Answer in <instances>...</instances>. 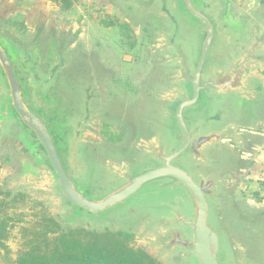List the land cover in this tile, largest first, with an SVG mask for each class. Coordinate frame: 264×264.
<instances>
[{
	"label": "rangeland",
	"instance_id": "374dc122",
	"mask_svg": "<svg viewBox=\"0 0 264 264\" xmlns=\"http://www.w3.org/2000/svg\"><path fill=\"white\" fill-rule=\"evenodd\" d=\"M214 2V15L225 30L234 24L239 27L242 18L248 21L259 12L255 8L244 11L239 0ZM176 3L177 0H105V4H96L91 0H74L73 6L63 11L59 3L50 0H0V43L7 49L22 95L31 107L36 83L41 79L47 82L42 94L45 102L52 105L47 115L48 128L67 168L70 141L77 122L86 117L83 104L88 102L90 113L81 126L79 146L86 174L78 180V186L89 196L106 193L121 184L122 181L112 179L110 166L130 163L135 172L142 167V163L135 161L155 135L154 119L160 118L157 109L167 111L169 103L165 96L177 87L172 80L175 71L168 44L173 24L165 14L166 10H173L175 17L185 24L187 19L176 11ZM34 7L36 13L31 12ZM194 28L197 33L199 28L192 22L189 34ZM187 33L185 30L183 37ZM231 39L223 36L218 45L228 46ZM1 81L4 78L0 71V86ZM259 84L252 86L255 97L245 99V118L239 117V123L252 124L254 120L253 123L259 121L264 125V85ZM2 101L9 104L6 95L0 96ZM233 105L236 107L235 101ZM206 107L202 99L192 112L201 115ZM15 138L0 140V197L24 194V202L13 209L25 213V222L32 220L33 212L40 209L30 207L29 201H38L61 230L82 227L97 232H129L133 234L134 246L154 258L152 240L159 230L150 220L164 213L157 207L159 203L188 198L183 189L154 192L167 181L151 182L128 201L99 216L83 211L73 215L67 211L68 203L48 191L19 190L25 180L43 182L53 172L40 146L32 142L37 160L43 165H39L33 177L23 178ZM250 138L237 151L213 153L221 166L230 168L222 194L229 225L246 255L258 249L259 234L264 231V136ZM25 149L20 143L18 152ZM241 152L246 155L242 157ZM211 217L212 214L209 220L213 222ZM21 242L16 225L6 241L8 251L0 252V264L16 257ZM155 260L165 264L163 259ZM219 260L223 264L226 255L221 252Z\"/></svg>",
	"mask_w": 264,
	"mask_h": 264
},
{
	"label": "water",
	"instance_id": "95a60500",
	"mask_svg": "<svg viewBox=\"0 0 264 264\" xmlns=\"http://www.w3.org/2000/svg\"><path fill=\"white\" fill-rule=\"evenodd\" d=\"M175 5L176 11L187 19L183 24L173 10V14L165 12L173 24L168 44L174 62L172 80L177 87L165 96L169 103L167 111L157 109L160 118L154 119L155 135L135 161L142 163L137 173L130 163L110 166L112 179L122 181L121 184L97 196L85 194L78 186V180L86 174L79 146L81 126L90 113L88 102L83 104L86 117L77 122L70 141L67 168L48 128L47 115L52 105L45 102L42 94L47 82L41 79L36 83L31 107L22 95L13 63L1 43L0 71L4 82L1 81L0 96L6 95L9 104L0 102V137L9 135L16 122L27 129L30 141L40 146L53 176L48 175L47 180L39 183L25 180L19 190L48 191L68 203L67 211L73 215L83 211L99 216L128 201L151 182L167 181L154 192L183 189L188 198L159 203L157 207L165 214L150 220L159 230L152 240L154 258L163 259L165 264H221V252L226 255L223 264H264V231L259 234L258 249L246 255L229 225L222 192L230 168L221 166L213 155L218 150L237 151L250 137L264 136V125L259 121H237L239 117L245 118V99L255 97L254 83L264 85V20L262 26L234 25L225 30L214 15V0H177ZM192 22L199 29L196 33L194 28L189 34ZM185 30L188 33L183 37ZM223 36L232 38L228 46L218 45ZM202 99L207 107L198 115L192 110ZM146 160L150 162L144 166ZM211 214L213 222L209 220Z\"/></svg>",
	"mask_w": 264,
	"mask_h": 264
},
{
	"label": "trees",
	"instance_id": "16d2710c",
	"mask_svg": "<svg viewBox=\"0 0 264 264\" xmlns=\"http://www.w3.org/2000/svg\"><path fill=\"white\" fill-rule=\"evenodd\" d=\"M50 1L59 3L63 10L73 3L72 0ZM25 198L22 193L8 199L0 197V252L8 251L6 241L16 225L22 240L16 257L5 264H159L146 251L134 246L132 233L97 232L82 227L61 230L38 201H29L30 207L40 206V209L33 212L32 220L25 222V213L13 209Z\"/></svg>",
	"mask_w": 264,
	"mask_h": 264
},
{
	"label": "crops",
	"instance_id": "0c3cea01",
	"mask_svg": "<svg viewBox=\"0 0 264 264\" xmlns=\"http://www.w3.org/2000/svg\"><path fill=\"white\" fill-rule=\"evenodd\" d=\"M39 1V0H38ZM43 1V0H42ZM44 1H49V0H44ZM72 6L74 4V0H72ZM93 1V3L96 4H105V0H91ZM239 3L242 7V9H259V12H256L255 15H253L248 21H244V18L241 19V21L239 22V27H245V24H255L256 26H262L263 20H264V0H239ZM71 8V7H70ZM69 8V9H70ZM68 10V9H67ZM67 10H63V11H67ZM245 11V10H244ZM31 12H37L36 7L33 8V10ZM237 21V20H236ZM236 25V24H234ZM83 35V33L81 34V36ZM5 49L6 47L3 46ZM7 51V49H6ZM8 53V52H7ZM20 124V122H16L15 124L12 125V127H10V133L7 136H2L0 137V140L2 139H6L8 136H15L17 138L15 145L16 147V151L17 154L19 155V158H21V164L23 166V169H21L22 173V177L25 176H34L37 171H39V165H43L42 162L37 160V156L35 154V149H34V144L30 141V137H28L29 132L27 131V129ZM11 134V135H10ZM20 135V136H19ZM20 143L26 147L27 149L22 150L21 153L18 152V150L20 149ZM25 151H28L27 153ZM34 151V153H33Z\"/></svg>",
	"mask_w": 264,
	"mask_h": 264
}]
</instances>
